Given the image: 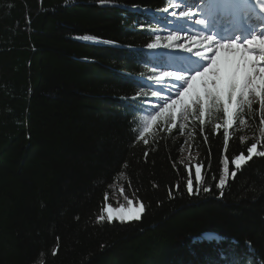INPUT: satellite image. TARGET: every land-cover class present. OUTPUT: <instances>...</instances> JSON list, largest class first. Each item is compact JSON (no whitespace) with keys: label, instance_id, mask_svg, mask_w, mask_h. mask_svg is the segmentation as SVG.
I'll list each match as a JSON object with an SVG mask.
<instances>
[{"label":"trees","instance_id":"1","mask_svg":"<svg viewBox=\"0 0 264 264\" xmlns=\"http://www.w3.org/2000/svg\"><path fill=\"white\" fill-rule=\"evenodd\" d=\"M173 1L0 0V264H264V104L152 106Z\"/></svg>","mask_w":264,"mask_h":264},{"label":"snow or ice","instance_id":"2","mask_svg":"<svg viewBox=\"0 0 264 264\" xmlns=\"http://www.w3.org/2000/svg\"><path fill=\"white\" fill-rule=\"evenodd\" d=\"M105 0H100V3H104ZM181 17H186V12H180ZM203 23V21H197ZM142 28V26H141ZM176 35L167 36L169 45L172 41L177 40ZM159 39V37H157ZM195 41L196 38L193 37ZM207 52L202 57L207 67H203V70L185 74L184 76H177L176 73L169 72L167 75L177 76V79L173 81L178 85L179 80H183L187 87H177V92L183 102V97L192 92L196 98V102L203 106H206L210 102L216 104L223 103L224 105V116L226 126L232 124V111L237 107L236 101L238 97L243 96L247 101L248 93L254 92L257 97L261 98V103L264 104V32L261 34H252L245 40H227V42L217 43L213 36H206ZM215 43V48L213 44ZM166 45V46H169ZM158 45L156 43H148V49H154ZM183 48L184 45H179ZM258 52L259 55H254ZM223 54V55H222ZM196 57H201L199 49L195 51ZM210 62V63H209ZM198 78L201 79L200 88H194V82ZM179 88L184 90L181 92ZM163 91V89H160ZM174 103H177L174 101ZM243 122V121H241ZM225 140L228 139V133H224ZM256 147L254 144L248 149V153L251 154L253 149ZM243 155L236 157L232 161L237 168L240 167V162L244 160ZM225 173H227V164L225 163ZM201 178V166H196V179L199 181ZM220 184H224V180H220ZM189 191H192V182L189 181ZM106 211L109 212V220H112V212L114 211L110 207H106ZM120 213H124L125 209L121 207L118 210ZM128 215L132 216L135 214V210L132 208V202L129 201V208L127 210ZM138 218V217H137ZM120 219H124V216H120Z\"/></svg>","mask_w":264,"mask_h":264},{"label":"rangeland","instance_id":"3","mask_svg":"<svg viewBox=\"0 0 264 264\" xmlns=\"http://www.w3.org/2000/svg\"><path fill=\"white\" fill-rule=\"evenodd\" d=\"M196 3H198V1L195 2L194 6L196 5ZM200 7L201 5L199 4L194 10H189L187 8V4L185 0H180L177 3H174L173 6L164 15L165 18L168 17V20L166 23L168 25H166L164 33L161 35L160 40L156 43L158 45L156 48L164 47L168 49L170 52L177 51L178 48L181 49L179 45H184L183 47L184 51L181 50V52L183 54H186L187 56L192 57V59L190 60L192 61V63L198 65L196 67L201 66L200 69H198L197 71L199 70L202 71L203 67L208 66V63H206V61L202 58L203 57L202 55L201 57H196L193 54L195 42L190 36V34L195 33L196 31L195 28L200 27V24L204 26L203 25L204 22L203 23L197 22V21H202L201 16H200L201 14L195 11L197 9L200 10ZM180 12H186L188 15L186 17H181L179 15ZM170 27H176L178 31L174 30V28L170 29ZM197 30H199V28H197ZM169 35H176L177 37L179 36L185 37L186 41L183 43H177L174 40L169 45V42L167 40V36ZM166 45H169V46H166ZM256 54L257 52L254 53V55ZM191 68H194V65H191ZM193 72H196V71H193ZM167 73H163L162 76L160 77L158 87L160 89H163V91H160L158 95L154 97L153 105L156 107L158 112H164L166 110H169L171 117H172V123L174 124L175 121H179L182 119L185 120L186 110L187 108L195 104L196 98L192 94V92H189L183 97V102H179L181 101V97L178 94H176L177 87L178 85L183 86L185 82L181 79L177 82L178 85H176L175 83H173V81L177 79V76H181V77L184 76L183 75L184 72H180V73L176 72L177 76H170V75H167ZM201 79L202 78H198L197 81L194 82V88H197V89L200 88ZM184 87L185 88L187 87L186 83L184 84ZM183 90H184L183 88H179V91L182 92ZM242 98L243 100H245L243 96ZM174 101H176L177 103H174ZM247 101L251 103L256 102V101L260 102L261 98L257 97L254 92H249ZM241 105H242V99L237 103V107L232 111V118L234 114L237 112L238 107ZM233 123L234 121L232 119V124L230 125V127L233 126ZM256 151H257L256 148H254L251 154L248 153L249 158H251L252 156H255ZM182 155L185 156L186 152L183 151ZM245 163H246V159L242 160L240 162V167H242ZM232 168L239 169L234 164H232ZM193 169H194L193 172L195 176V181L199 182L196 179V166H194ZM112 200L114 202L113 204H106L104 207V210L102 212L104 219L108 221L116 220L117 222H129L132 220L139 219V216L142 213V207L140 205H136L132 203V208L135 210V214L132 216H129L127 212L129 208V200L125 201L124 199H122L120 192H118V194L114 192L112 195ZM106 207H110L114 210L112 212V217H113L112 220H109V212L105 210ZM121 207L125 209L124 213H120L118 211ZM120 216H124V219H120Z\"/></svg>","mask_w":264,"mask_h":264},{"label":"bare ground","instance_id":"4","mask_svg":"<svg viewBox=\"0 0 264 264\" xmlns=\"http://www.w3.org/2000/svg\"><path fill=\"white\" fill-rule=\"evenodd\" d=\"M252 1L253 0H241L239 9L234 10L232 6L233 0H204V28L196 30L194 34H190L192 39L193 37L196 38L194 41V53L197 49H199L200 52H207L208 49L205 37L211 36L210 33H208L210 30H214L213 37L217 43L233 40L234 35H237L239 37L238 40L242 41L249 38L252 34H256L257 26L262 25V22L256 10L250 7ZM254 1L259 3L260 6L264 4V0ZM258 10L264 15V9L262 7ZM185 41V37L182 36H179L177 40H175L177 43H183ZM215 46L214 43L213 48H215ZM256 55H259V53L257 52ZM156 64L161 65L162 63L156 62Z\"/></svg>","mask_w":264,"mask_h":264}]
</instances>
